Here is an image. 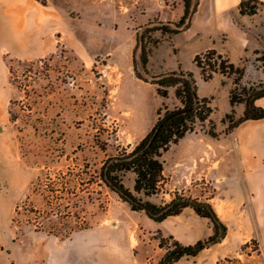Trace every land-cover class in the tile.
I'll return each mask as SVG.
<instances>
[{
	"label": "rangeland",
	"instance_id": "rangeland-1",
	"mask_svg": "<svg viewBox=\"0 0 264 264\" xmlns=\"http://www.w3.org/2000/svg\"><path fill=\"white\" fill-rule=\"evenodd\" d=\"M37 1L0 0V8L10 5L14 11L24 6L27 16L26 44L17 47L6 41L0 46V74L5 78L0 95L5 97L6 114L0 121V264H22L27 259L33 261L23 264H38L41 255L51 261L56 257L63 264H159L166 252L161 238H166L167 246H173L177 239L153 228L145 212L132 210L92 175L108 156L140 140L138 132L159 117V107L161 115L166 108L179 107L178 98L167 100L157 94L154 84L136 78L129 66V50L134 29L140 28L138 22L159 10L163 16L173 17L180 6L161 10L158 0H142L135 3L136 10L127 3L117 11L108 8L101 19L90 22L87 10L72 3ZM139 6L143 12L138 11ZM206 44L207 40H200L190 31L175 35L172 44H162L159 53L165 54L167 66L179 60L188 67L194 64L193 53ZM173 45L179 49L177 56ZM257 57L245 64L249 69L242 83L264 79L262 62ZM138 66L141 68L139 60ZM159 67L154 64L153 71ZM227 106L221 96L214 111L220 127ZM209 127L208 122L198 123L196 130ZM82 179L92 180L84 186ZM134 179L135 174L125 176L130 187ZM53 187L64 192L76 187L80 191L76 209L87 223L83 232L62 237L49 231L50 226L55 231H66L69 224L75 223V218L66 215H51L44 230H36L30 223L35 214L44 220L45 211L54 207L57 212L61 199L47 191ZM205 187L208 196L215 195L210 185ZM168 192L169 187L164 185L161 192L149 198L161 203L170 198ZM64 195L60 202L72 205L71 195ZM27 198L19 221L14 222L17 205ZM241 202H216L225 211L221 214L226 217L221 219L228 226L221 244L224 254L216 263L211 259L213 250L206 249L196 256H184L177 264H247L251 255L258 259L264 256L260 241L252 236L253 217L247 215L246 201ZM170 225L175 222L170 221ZM14 246L16 257L9 254Z\"/></svg>",
	"mask_w": 264,
	"mask_h": 264
},
{
	"label": "crops",
	"instance_id": "crops-1",
	"mask_svg": "<svg viewBox=\"0 0 264 264\" xmlns=\"http://www.w3.org/2000/svg\"><path fill=\"white\" fill-rule=\"evenodd\" d=\"M158 1L161 10H165L166 7L173 9L180 6V11L176 12L173 17H165L159 10L152 17L148 16L144 22H138L140 28L153 20L177 22L181 19L185 11L184 0ZM240 2L241 0H199L197 10L191 18L190 27L180 33L194 31L200 40H207L203 49L193 53L194 58L198 53L215 48L235 64L245 66L248 75L249 66L245 64L252 57L258 56L257 51L264 50V6L254 15L242 14ZM37 3H72L77 8L87 10L85 11L91 18L90 22H97L108 8H114L117 11L125 7L127 3H131L134 6L132 7L133 10H136L135 3L143 2L142 0H46V2L38 0ZM17 8L14 11L10 5L0 8V46L6 41H9L11 46L17 47L26 44L25 25L27 16L24 14L25 7L20 5ZM138 8V11L143 12L140 10L143 9L141 6ZM140 28L134 29V40L129 50V66L132 67V70H134L133 49L136 45V34ZM177 34L163 35L160 31L153 33V37L160 39V41L156 45L149 44L151 47L148 63L150 74L156 75L175 69L193 71L199 87V96L208 98L209 105L214 107V111L217 108L218 99L223 96L228 104L224 109L223 116L231 112L233 106L230 103V91L233 87V77L216 72L211 80H205L201 68L197 66L194 59V64L188 67L183 66L179 60L174 66L165 65L167 63L166 57L164 53H159L160 48L165 42L172 44ZM13 40L14 42H12ZM172 48L174 56H177L179 49L174 45ZM154 64L160 66L157 72L153 71ZM259 78L264 80L262 77ZM4 84L5 78L0 74V87H4ZM174 96L178 98L175 88L172 87L169 91V97L165 99L168 100ZM4 98L0 95V121L6 117ZM178 100L180 101L179 98ZM256 103L264 107V97L257 99ZM182 105L180 101L179 107ZM234 109L236 116L239 117L244 113L245 104L239 103ZM214 111L211 115L213 119ZM156 120L154 119L150 125L138 132L140 139L148 133ZM222 126L220 127L219 122H217L219 137H213L207 132V129H197L188 133L179 143L173 144L163 154L164 174L169 178L165 186L169 187L170 198L161 203L170 201L174 197L175 191L183 192L199 200L211 201L224 220L226 216H222L221 213H225V211L217 207V201L233 199L246 201L247 215L253 217L250 227L254 233L252 236L257 237L260 245L264 248V117L248 119L229 134L222 132L224 125ZM206 185L211 186L215 195L208 196L209 191H207ZM203 188H205L204 191ZM148 220L153 228L162 230L164 236H174L183 245L194 244L213 232V226L209 219L200 216L192 207H186L182 213L169 216L161 222H156L151 218ZM170 221L175 222V225L171 226ZM204 225L207 226L206 229ZM224 241L225 239L204 249L213 250L211 259L214 263L224 254L221 253L223 251L221 244ZM16 249L15 246L10 247V256L16 257ZM41 256V262L37 261L38 264H58L55 261L60 262V259H56V257H53L51 261L49 257ZM254 257L251 255L247 264H264V256L260 255V259ZM30 261L33 260L27 259L26 262L23 260L22 264ZM103 264L109 263L104 261Z\"/></svg>",
	"mask_w": 264,
	"mask_h": 264
},
{
	"label": "trees",
	"instance_id": "trees-1",
	"mask_svg": "<svg viewBox=\"0 0 264 264\" xmlns=\"http://www.w3.org/2000/svg\"><path fill=\"white\" fill-rule=\"evenodd\" d=\"M199 0H184L185 11L179 21H149L142 27L144 30L137 31L136 45L133 49V68L135 76L145 82L154 84L157 94L166 98L169 97L170 88H175L176 96L182 102L181 107L176 109L166 108L164 115H161L162 108H158L156 122L148 133L138 142L130 147L122 148L117 154L108 156L102 163L94 178L116 192L119 197L127 202L134 211H143L145 214L156 222L164 221L169 216L178 215L183 212L186 207H192L202 217L210 220L213 226V232L205 239H200L194 244L183 245L179 241H174L173 246H167L166 238H161V247L166 246V252L161 257L159 264H177L184 256H196L205 248L221 242L227 235L228 226L221 219L214 205L210 201L199 200L177 191L174 197L165 203H157L149 197L161 192L163 186L168 181V177L164 174L165 162L163 154L168 151L173 144L179 143L188 133L196 130V125L200 123L210 124L207 132L213 137H219L220 132L217 131V122L211 117L214 107L209 105V99L201 98L198 94V83L194 72L183 69L169 70L161 74L151 75L148 63L151 52L150 43L156 45L160 39L154 38L153 33L160 31L163 35L177 34L190 27L191 18L196 12ZM264 6L263 0H241L240 11L242 14L254 15ZM257 60L262 62L264 69V50L257 51ZM218 58L221 59L220 63ZM138 60L141 68L138 66ZM195 63L201 68L202 75L205 80H211L216 72H220L230 77L233 76L234 87L230 91V103L233 106L231 112L226 113L222 118V123L226 125L225 133H231L236 127L248 119H260L264 117V107L259 106L257 99L264 97V80L258 82L242 83L246 69L244 66L237 65L228 57L219 53L217 49L210 48L206 51L196 54ZM245 104V110L239 117L236 116L234 107L239 104ZM71 174H76L69 169ZM135 174L134 185L130 187L125 182V176L128 173ZM59 176L66 178L64 173ZM65 176V177H64ZM59 177V178H60ZM80 181L86 186L92 180ZM85 187L82 188L84 190ZM51 195L57 199H63L64 194L71 195L69 200L72 205H64L59 201L57 212L55 208L51 211H45L43 219L30 217V223L35 225L36 230L46 229L45 223L50 220L51 215L59 217L68 216L75 218V223L68 225L66 231H55L50 226L49 231L54 232L62 237H70L75 231L87 228L86 220L76 209L80 191L73 189L65 191L59 188L47 189ZM30 198V196H28ZM27 200L23 204L16 207L13 221H19V215L25 208ZM78 198V200H76ZM70 206V208H69ZM72 206V209H71ZM69 208L63 210L62 208ZM38 213V209H32ZM40 213V212H39Z\"/></svg>",
	"mask_w": 264,
	"mask_h": 264
},
{
	"label": "built area",
	"instance_id": "built-area-1",
	"mask_svg": "<svg viewBox=\"0 0 264 264\" xmlns=\"http://www.w3.org/2000/svg\"><path fill=\"white\" fill-rule=\"evenodd\" d=\"M220 61H221V59L220 58H218V62L220 63Z\"/></svg>",
	"mask_w": 264,
	"mask_h": 264
}]
</instances>
